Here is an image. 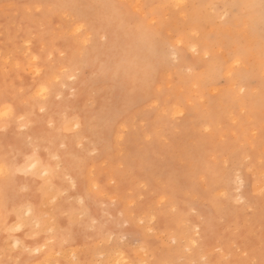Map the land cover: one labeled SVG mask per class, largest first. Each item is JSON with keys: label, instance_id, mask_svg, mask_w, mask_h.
Here are the masks:
<instances>
[{"label": "snow or ice", "instance_id": "obj_1", "mask_svg": "<svg viewBox=\"0 0 264 264\" xmlns=\"http://www.w3.org/2000/svg\"><path fill=\"white\" fill-rule=\"evenodd\" d=\"M162 8L168 9V14L158 20ZM19 9L24 10L30 22L28 37L18 33L15 38L17 44L20 39H26L25 46L16 49L17 53L24 52L25 60L21 62L15 54L7 56L4 60L5 84L9 79L8 65L13 60H16L17 71L22 67L33 68L36 78L27 92L22 88L16 92L13 84L11 89L6 87L0 97V133L7 137L14 127L19 128L11 151L6 149L0 156V215L3 216L0 227L12 241L7 245L6 240L7 246L0 249V264H264V0H232L224 4H189L186 0H173L163 5L86 4L70 0L57 4L4 5L6 14L17 10L19 16ZM206 9L211 11L205 12ZM173 21H176L175 27ZM188 22L193 26L185 27ZM208 27L213 31L203 39L210 44L202 47L198 43L202 39L201 29ZM55 33H63L62 40L56 39L50 44ZM8 35L11 37V28ZM37 41L44 44L39 52L34 47ZM11 43L9 41L6 46L10 47ZM64 45L67 47L60 51L61 59L57 62L55 50ZM49 48L53 51L49 52ZM187 52L195 57L202 54L204 60L213 62L211 67L218 66L221 73L227 68L228 79L235 81L229 93L234 105L228 126L230 134L222 135V143L214 147L200 146L198 135L189 136L196 142V147L186 145L179 153L178 165L189 182L154 173L150 179L140 177L143 181L140 187L146 191L155 189L152 198L161 197L160 208L165 206L170 190L177 187L189 194L194 193L197 198L204 195L222 217L221 223L229 216L233 205L244 206L249 227H254L255 217L259 216L258 249L255 246L241 247L239 241L234 240L229 248L222 246L211 254H204L201 228L197 227L194 235L184 232L177 236L173 233L170 241L162 242L161 251L166 253L162 255L152 249L151 246L160 241L151 238L155 235L153 227L145 228L143 218L139 220V230L120 236L119 245L113 247L116 233L127 232L132 227L131 221L124 218V211L120 212L119 218L107 211L103 217L94 216L88 206L95 194H103L106 198L109 190L101 188L104 177L97 178L94 168L90 173L87 171L88 160L80 158L75 148L70 150L69 138L75 145L81 135L90 133L115 151L123 149L132 131L119 112L109 111V126L103 131L95 118H89V109L95 110L99 106L98 96L103 91H121L126 102L147 115L164 109L154 125H147L143 131L135 129L144 147H156V140H160L161 148L156 153L159 158L175 146L178 138L169 135V126L177 117L182 120L191 112L185 103L186 98L189 103L196 98L192 106L198 112L211 115L216 111L218 94L209 90L224 85L226 81L217 78L215 72L201 73L204 65L191 61ZM45 56L51 62L50 67L43 62ZM257 62L262 81L259 116L249 107L244 86L245 77L251 76ZM181 65L187 67V76ZM165 71L169 73L166 88L161 79V73ZM81 80L85 82L87 93L84 107L73 110L75 114L71 122H68L66 112L63 122L57 121L53 114L44 126L43 116L62 108L67 93L61 89H67L72 82L75 93V83ZM98 88L102 90L98 92ZM177 88L180 90L178 95L175 94ZM165 94L169 98L162 101L161 96ZM18 102H22L23 107ZM37 104L41 117H37L34 111L20 114L28 105ZM68 104L71 106V101ZM140 118L138 115L137 119ZM37 120L41 121L40 131L33 135ZM86 127L88 132L84 131ZM76 147L83 148L84 145L81 143ZM95 147L99 148V144ZM42 148L48 153L46 163L41 159ZM70 151L74 159L80 160L79 181L62 170L64 154ZM96 154L94 152L93 156ZM38 167L43 168L39 175ZM61 178L62 182L57 183ZM111 182L116 183L115 175ZM254 184L259 185V191L253 190ZM81 186L87 189V198L79 191ZM78 194L80 198L77 200ZM25 200L29 208L27 215L35 213L37 216L35 228H47L46 232L33 234L35 247L17 235L27 231L21 217L14 211L17 203L22 204ZM128 211L134 219V203L128 206ZM179 211V206L173 204L171 212L176 214ZM14 214L17 222L13 225L11 217ZM201 219L206 218L201 216ZM180 223L186 225L189 221L181 217ZM240 233L241 228L237 225L234 235ZM81 235L91 237L83 248L79 246ZM41 240L43 244H40ZM92 241L100 243L93 244ZM125 244L130 246L128 250L123 247ZM105 248L108 250H102ZM68 249H71L70 259H59ZM197 249L201 251L200 258H191ZM112 255L118 259L113 261Z\"/></svg>", "mask_w": 264, "mask_h": 264}, {"label": "rangeland", "instance_id": "obj_2", "mask_svg": "<svg viewBox=\"0 0 264 264\" xmlns=\"http://www.w3.org/2000/svg\"><path fill=\"white\" fill-rule=\"evenodd\" d=\"M79 1H80V3H86V4L87 3H96V1H97V2H108V3L113 2V3H121V4L149 3V4L163 5V4L171 3L173 0H138L139 2H136L135 0H109V1L108 0H90V1L89 0H78V2ZM140 1H141V3H140ZM159 1H160V3H159ZM66 2H70V0H0V97H2L5 88L7 87V88L11 89L13 84H15V86H16V89H15L16 92H19L21 88L24 89L25 92H27V90L32 86V84L34 83V80L36 78V72L33 68L22 67L21 70L17 71V69L15 68L16 60H13L8 65L7 75L9 77V79L7 81V85L5 84L6 73H5V68H4V60L7 58V56L15 54L18 56V58L21 62H24V60H25L24 52L17 53L16 49L18 46H21V47L25 46L26 39H20L18 44H17L15 42V38H16L18 33L22 37H28V33H29L28 29H29V23L30 22L25 17L23 9L18 10L20 12L19 16L16 15L17 10H13L11 13L6 14L4 11V5L5 4L27 5V4H39V3L57 4V3H66ZM186 2L190 3V4H198V3H200V4H204V3L205 4H209V3L210 4H224V3H230V2H232V0H186ZM201 2H203V3H201ZM219 2H221V3H219ZM207 10L208 9H206L204 11L205 12L211 11L210 9L208 11ZM159 11L161 13V17H157L158 20L161 19L163 16H167V14H168V9L162 8ZM35 23L38 24L39 22L37 21ZM181 23H184V22L181 21ZM173 26L174 27L176 26V21H173ZM192 26L193 25L191 24V22H188L185 25V27H192ZM9 28H11V37H9V35H8V29ZM211 29H212L211 27H208L206 29H201L202 39L200 41H202V43L200 41H198V43H200L201 46L202 45L204 46L205 44H210L208 41L204 40L203 37L206 36L205 34L212 32L213 29L212 30ZM203 32L205 34H203ZM62 37H63V33H55L54 36L49 40V43L53 44L54 40H56V39L62 40ZM9 41H12L10 47L6 46ZM34 47H35V51L39 52L44 47V44L42 41H37V43ZM66 47H67V45H64L62 48L55 50L57 62L61 59L60 51L66 49ZM24 51L26 52V51H28V49L25 47ZM51 51H53V48H49V52H51ZM33 54H35V52ZM187 55H188L189 59L191 61H193L195 64L204 65V67H202L200 69L201 73L216 72L217 74L216 73L215 74H216L217 78L225 79L226 83L224 85H220L217 88H213V90L212 89L209 90L213 94H218L217 95L218 99L216 101L217 104H215L216 111L211 115L207 114L206 112H204V113L197 112V110H195V108L192 106V104L195 103L196 98L193 97L192 103H189L187 98H186L185 103H188V107L191 109L190 114L186 115L184 117V119H182V120L179 117H177L176 119H178V120L173 122L169 126V129L170 128L171 129L168 130L169 135L172 133L171 136L178 137L179 140L178 139H177L178 141L176 140L175 146L172 147L173 149L171 148V150L165 151L164 157L159 158V157H157L156 153H157V149L161 148L160 140L159 139L156 140V143H157L156 147H144L142 142H141V138L137 136L135 129L139 128L141 131H143L147 125H154L156 120L159 119L160 116L162 115L164 109H161L159 112H157L155 114L147 115V114H144L142 109L135 108L132 103L130 104L128 102H124L125 99L121 98V97H123V94L121 91H119V90L103 91V94L98 96L99 106L97 108H95V110H92L91 108L89 109V111L91 112V116H92V117L90 116L89 118H95L99 124V127H101L100 128L101 131H103L104 129H106L109 126V121H108V114L109 113L108 112L109 111L119 112V114L121 116H123L124 119L127 121L129 129L132 131H131V134L127 137L126 141L124 142L123 149H117L115 151H112L109 148V146L106 145V143L99 141L98 138H94L90 133L88 135H83V137H85L86 139L82 138V140L84 139L83 140L84 144L86 145V147H88V148L85 147L86 150H84L85 148L81 150V149H79V147H76L75 145H79L77 140L75 141V145H74L72 139L69 138L68 144H69L70 150L72 148H75V151L79 154L80 158L88 160L87 171L90 173L92 171V169L94 168L97 178H100L102 176L104 177V179L101 182V188L102 189L106 188L109 190L106 198L104 197L103 194H95L94 198L89 201L88 206L90 207V210L94 216L99 215L100 217H103L104 213L107 211L110 215H115L116 217L119 218L120 212L124 211V213H125L124 218L131 221L132 227L127 232L118 231L116 233V240L113 242V247H116L119 245L120 236L130 235L132 231L139 230L140 229L139 220L141 218H143L145 220V228H147L148 226L153 227L155 235H153L151 238L153 240L160 241L158 243H154L151 246L152 249L154 251L160 252L162 255L166 254L165 252L161 251L162 247H163V244H162L163 241H170V238L172 237L173 233H175L177 236H180L184 232H189V233L194 235L195 229L197 228L196 226H199L201 228L200 239L202 242V248H203L204 254H211V253L215 252L216 248H219L222 246L224 248H229V247H231L234 240L239 241V246H241V247L255 246L258 249V246H259L258 242H260V240H258V239H260V223H259V218H258L259 216L257 215L258 217H255L254 227H252V228L249 227L247 224V220H246L247 217L245 215L244 206L237 207V206L233 205L232 211L230 212L229 216L227 218H223L224 222L221 223L222 217L216 213V209L211 205L210 201L204 195H201L200 197L197 198L194 193L189 194L187 191H181L177 187V189L174 188V190H171L172 192L171 191L169 192L168 200L165 202V206L163 208H160L159 204H160L161 197L157 196L154 199L152 198L153 197V191H155V189H150V190L146 191L145 189L140 187L141 183H143V181L140 179V177H144L145 179H150L154 173H162V174H167V175L169 174L172 176L175 175V176H177L178 180L183 181V182H189L185 179L186 177L184 178L183 173L180 171V169L178 167V165L180 163L179 156H178L179 153L185 149L186 145H188V146L196 145V142L190 140L189 136L191 134H196V135H198V137H200L199 141L202 138H205V140H208V141L201 140L199 143H202V146L209 145V146L214 147L215 144L222 143V140H221L222 134L223 135L224 134H230L228 126L231 123L230 117H231V113H232L234 105L232 102V97L228 93H230V91L234 87L235 81L228 79V76H227L228 69L227 68L224 69L223 73L218 71L219 70L218 66L216 67L218 69L212 68L211 64H213V62L205 61L202 54L199 57H195V56H193V54L191 52H187ZM43 62L47 63L49 65V67L51 66V62L48 61L47 56L44 57ZM181 67L184 70L185 76H187V67L185 65H181ZM258 68H259V65L257 62V66L255 69L256 71H254L250 77H245V80L250 79L253 82L248 83L246 80V83L244 85L246 88L245 94L247 95V96L245 95V97H246L245 99L248 101L250 108H251V105L252 106L256 105L255 108L253 107V108H251V110H253L254 112H257L256 113L257 116H259V113H260V108H261L260 102L262 99V97L260 96L261 95L260 93L262 91V86H261L262 81H259L261 79V75H260V70ZM173 72H175V70H173ZM218 73H220V74H218ZM257 74H258V76H257ZM89 75H91V73H89ZM168 76H169V73L167 71L161 73V79L163 81H165V88L167 87L166 82H167ZM80 82H77L75 95H73V92L71 89V83L72 82H69L70 86L67 89H61V92L66 91V93H67V96L65 98V101L63 102L62 108L59 111L54 110L52 112V114H51V112H49L48 115L43 116L42 120H43V124H45L44 126L47 125L48 121L51 119L53 114H55V118L57 121L63 122L66 112H68V122H71L73 119V116L75 114L73 110L75 108H81L82 109L84 107L82 105H84L86 103L87 93L85 92V82L83 80H81ZM254 89L256 90L257 94L259 93L258 95L256 94ZM101 90L102 89H100V88L97 89L98 92H100ZM179 91H180L179 88H177L175 94L178 95ZM34 92H35V90L33 91L32 94H34ZM57 95H59V93H57ZM258 96H259V98H258ZM227 97H229L230 99ZM168 98H169L168 94L161 96L162 101H167ZM25 99H27V97H25ZM52 99H53V102H55V96ZM68 101H71V106H69ZM137 102H139V97L137 98ZM226 102H227V104H226ZM254 102H256V104ZM57 103H59V102H57ZM18 104L20 107H23L22 102H18ZM124 104L126 107L124 106ZM257 104L259 105V107ZM65 105H66V107H65ZM102 106H104V107H102ZM105 107H106V109H105ZM144 107L146 108L147 106L145 105ZM220 107H221V109H220ZM38 109H40L39 104L28 105L24 111L20 112V114L23 115V114L31 113L34 111L37 117H41L40 115H42V114L40 113V111ZM217 109H218V111H217ZM100 110H101V112H100ZM224 110H226V111H224ZM197 113H199V114H197ZM205 114L207 115V117H205L206 116ZM138 115L141 117L140 119H137ZM203 115H205V116H203ZM198 116H200L199 119H198ZM201 117H203V118H201ZM188 118H191V120ZM194 118L195 119L197 118V120H195ZM212 118L214 120H211ZM17 119H18V117H17ZM207 119H208V121H207ZM198 121L200 122V124L197 123ZM203 121H205L206 123L208 122V123L206 124ZM40 123H41L40 120L35 121V124L37 125V126H35V134L40 131V127H39ZM101 123H103V124H101ZM196 123H197V125H196ZM218 125H220V126H218ZM86 128L84 129V131L88 132V130H86ZM183 128L187 129V130H184L186 132L182 131ZM205 128H209L210 131L205 132L204 131ZM177 129H179L180 131L178 132ZM18 131H19V128H18V126H16L8 133L7 137H5L3 133H0V156L3 155V153L6 149L8 151L9 150L11 151V145L13 143H15V134L18 133ZM190 132H192V133H190ZM211 136H213V137L211 138ZM185 137H186V139H185ZM217 139H219V140H217ZM25 140H27L26 136H25ZM186 140H188V141L185 142ZM212 140H215V141H212ZM61 142H63V141H61ZM95 142H96V144L99 143V148H97V151L95 150L96 152L94 150H92L93 148H96ZM190 143H191V145H189ZM88 144H90V145H88ZM106 147H107V149H106ZM192 147H196V146H192ZM139 149H141V150H139ZM176 150H177V152H176ZM40 151L42 153L41 159L46 163L48 161V158H49L48 153L43 148ZM91 151H94L97 154L95 156H93L94 152H91ZM171 151L173 153H171ZM121 152L123 153V155H121ZM145 152H147V153H145ZM143 153H145V154H143ZM165 153H167V154H165ZM168 154H170V155L168 156ZM96 156H99V157H96ZM138 156L142 157L143 159L138 157ZM176 157H178V158L175 159ZM158 158H159V160H158ZM113 160H115V164H113ZM75 161L77 162L78 160L77 159L74 160L73 156H71V151L69 153L64 154V168H65L66 172L69 169L72 172V174L74 175V177L76 178V180L79 181L81 178L80 177L81 176L80 160L78 161L79 163L78 162L75 163ZM21 163H23V157H21ZM121 164H123V167H121ZM157 164H159V165H157ZM74 167H76L77 169ZM172 169H173V171L175 170L174 173H173V171H171ZM62 170H64V169H62ZM124 171H127V172H124ZM42 172H43V168L38 167L37 174L39 175ZM120 173H122V174H120ZM76 174H77V176H76ZM114 175H115V179H116L115 184H113L111 182L112 177ZM61 182H62V178L58 179L57 183H61ZM255 186H256V188H255ZM257 186H258L257 184L256 185L254 184V186H253L255 188V189H253L254 191H259V188H257ZM38 188H39V186H37V188H36L37 191H38ZM84 189L85 188L83 186H81L79 191L80 192L83 191L82 193H84L85 198H87V189H85V190ZM161 191H163L162 188H161ZM142 196L144 197L143 200L141 199ZM78 198H79V194L77 195L76 199L78 200ZM33 199H35L34 196H33ZM186 200H188L189 202L186 203ZM25 201H24L25 203L23 202L22 204L18 202L14 211L16 213H18L19 216L21 217L25 227L27 228V231L22 232V233L17 234V235L19 236V238L21 240H26L29 245H31L32 247H35L37 245L32 239L33 233L37 232V231H39L41 233L46 232L47 228L45 227V228H41L39 230H37L35 228L34 221L36 220L37 216L35 213L30 215V216L27 215L28 201L27 200H25ZM113 201L116 202L115 205H113ZM133 203L135 204V218L134 219L132 218L133 214L128 211V206L133 204ZM26 204H27V207H26ZM105 204L107 205V207L104 206ZM173 204L178 205L179 209H180V211L176 214H173L171 212V207ZM193 207H195L196 212H197V214H195V215H193ZM234 211L236 213L235 215L233 213ZM201 216L205 217L206 219L202 220ZM181 217H183L185 220L189 221V223H187L186 225L181 224L180 223ZM243 217H244V219H241ZM236 218L239 220H237ZM148 219H149V221H148ZM11 222L13 225L15 224V222H17V217L15 214L11 217ZM2 223H3V216L0 215V225H2ZM65 223L67 224L68 221L65 220ZM255 224H256V226H255ZM237 225L241 226V233L239 236L234 235L235 229H236L235 226H237ZM48 226L50 227L51 224H49ZM251 229H252V231H251ZM79 231L83 232V229H79ZM245 233H247V234H245ZM105 239H106V237H105ZM6 240H7V245H10L12 241L10 239H8V237L3 232L2 227H0V249L7 246L5 243ZM87 241H91V237L81 235L79 246L80 247L82 246L81 248L85 247V244ZM95 242L100 243V241H92L93 244H96ZM40 244H43V240L40 241ZM123 247L126 250H128L130 246L125 244V245H123ZM102 250H108V249L105 248ZM200 254H201L200 249H197L196 252L194 253L193 257H191V258L199 259ZM53 255L54 254H52V258L56 259V257ZM70 255H71V249L65 250L63 255L61 257H59V259L68 261L70 259ZM45 258H47V257H43L41 259H45ZM110 258L113 261L118 259V257H116L115 255H112Z\"/></svg>", "mask_w": 264, "mask_h": 264}, {"label": "bare ground", "instance_id": "obj_3", "mask_svg": "<svg viewBox=\"0 0 264 264\" xmlns=\"http://www.w3.org/2000/svg\"><path fill=\"white\" fill-rule=\"evenodd\" d=\"M89 1H90V0H89ZM108 1H109V0H108ZM135 1H136V2H139L138 0H135ZM79 2H80V1H79ZM128 2H129V1H128ZM128 2H127V3H128ZM172 2H173V1H172ZM216 2H217V1H216ZM96 3H97V1H96ZM111 3H113V2H111ZM140 3H141V1H140ZM159 3H160V1H159ZM197 3H198V2H197ZM201 3H203V2H201ZM213 3H214V2H213ZM219 3H221V2H219ZM134 4H135V3H134ZM189 4H190V3H189ZM198 4H200V3H198ZM204 4H205V3H204ZM209 4H210V3H209ZM208 10H209V9H208ZM208 10H207V11H208ZM189 24H190V23H189ZM28 30H29V29H28ZM211 30H212V29H211ZM203 34H205V33L203 32ZM207 34H208V33H207ZM207 34H205V35H207ZM25 42H26V41H25ZM200 42L202 43V41H200ZM209 43H210V42H209ZM22 44H23V43H22ZM24 44H25V43H24ZM199 44H200V43H199ZM39 46H40V45H39ZM202 47H203V45H202ZM211 65H212V64H211ZM216 69H218V68H216ZM258 69H259V68H258ZM30 71H31V70H30ZM214 71H215V70H214ZM216 71H217V70H216ZM218 71H220V70H218ZM255 71H256V70H255ZM215 73H216V72H215ZM216 74H217V73H216ZM218 74H220V73H218ZM257 76H258V74H257ZM259 78H260V77H259ZM253 79H254V78H253ZM246 80H247V79H246ZM259 81H261V79H260ZM252 82H253V81H252ZM80 83H81V82H80ZM228 83H229V82H228ZM83 84H84V83H83ZM231 84H232V83H231ZM234 84H235V83H234ZM76 86H77V83H75V86H74V87H75V92H76ZM232 86H233V85H232ZM261 86H262V84H261ZM257 88H258V87H257ZM71 89H72V92H73L72 83H71ZM212 90H213V89H212ZM254 90H255V89H254ZM2 91H3V90H2ZM227 91H228V90H227ZM255 92H256V90H255ZM120 93H121V92H120ZM228 94H229V93H228ZM256 94H257V92H256ZM258 94H259V93H258ZM258 94H257V95H258ZM260 94H261V93H260ZM70 95H71V94H70ZM73 95H75L74 92H73ZM84 95H85V94H84ZM245 95H246V94H245ZM249 95H250V94H249ZM166 96H167V95H166ZM227 96H228V95H227ZM246 96H247V95H246ZM260 96H261V95H260ZM224 97H225V96H224ZM224 97H223V98H224ZM255 97H256V96H255ZM121 98H123V97H121ZM225 98H226V97H225ZM227 98H229V97H227ZM245 98H246V97H245ZM247 98H248V97H247ZM251 98H252V97H251ZM258 98H259V96H258ZM217 99H218V98H217ZM221 99H222V98H221ZM229 99H230V98H229ZM249 99H250V98H249ZM121 102H122V101H121ZM124 102H126V101H124ZM220 102H221V101H220ZM230 102H231V101H230ZM256 102H257V101H256ZM256 102H254V103L256 104ZM258 102H259V101H258ZM260 103H261V102H260ZM110 104H111V103H110ZM130 104H131V103H130ZM216 104H217V103H216ZM222 104H223V103H222ZM222 104H221V105H222ZM226 104H227V102H226ZM115 105H116V104H115ZM257 105H258V104H257ZM82 106H84V105H82ZM121 106H122V105H121ZM124 106H125V104H124ZM124 106H123V107H124ZM218 106H219V105H218ZM226 106H227V105H226ZM255 106H256V105H255ZM255 106H252V105H251V108H253V107L255 108ZM65 107H66V105H65ZM102 107H104V106H102ZM102 107H101V108H102ZM109 107H110V106H109ZM125 107H126V106H125ZM216 107H217V106H216ZM258 107H259V105H258ZM111 108H112V107H111ZM135 108H136V107H135ZM135 108H134V109H135ZM226 108H227V107H226ZM32 109H33V108H32ZM105 109H106V107H105ZM113 109H114V108H113ZM162 109H163V108H162ZM220 109H221V107H220ZM222 109H223V108H222ZM231 109H232V108H231ZM33 110H34V109H33ZM38 110H39V109H38ZM101 110H102V109H101ZM101 110H100V112H101ZM192 110H193V109H192ZM195 110H196V109H195ZM217 111H218V109H217ZM222 111H223V110H222ZM224 111H226V110H224ZM113 112H114V111H113ZM197 112H198V111H197ZM108 113H109V112H108ZM108 113H107V114H108ZM255 113H257V112H255ZM51 114H52V112H51ZM197 114H199V113H197ZM47 115H48V114H47ZM201 115H202V114H201ZM205 115H206V114H205ZM205 115H203V116H205ZM228 115H229V114H228ZM40 116H41V115H40ZM104 116H105V115H104ZM194 116H195V115H194ZM214 116H215V115H214ZM214 116H213V117H214ZM48 117H49V116H48ZM91 117H92V116H91ZM105 117H106V116H105ZM205 117H207V115H206ZM210 117H211V116H210ZM220 117H221V116H220ZM225 117H226V116H225ZM199 118H200V116H198V119H199ZM201 118H203V117H201ZM90 119H92V118H90ZM188 119L191 120V118H188ZM192 119H193V118H192ZM194 119H195V118H194ZM215 119H216V118H215ZM217 119H218V118H217ZM224 119H225V118H224ZM176 120H178V119H176ZM195 120H197V118H196ZM201 120H202V119H201ZM211 120H214V119L212 118ZM106 121H107V120H106ZM106 121H105V122H106ZM187 121H188V120H187ZM207 121H208V119H207ZM42 122H43V120H42ZM102 122H103V121H102ZM203 122L206 123L205 121H203ZM34 123H35V122H34ZM197 123L200 124L199 121H198ZM197 123H196V125H197ZM207 123H208V122H207ZM207 123H206V124H207ZM219 123H220V122H219ZM101 124H103V123H101ZM206 124H205V125H206ZM44 125H45V124H44ZM205 125H204V126H205ZM102 126H103V125H102ZM189 126H190V125H189ZM204 126H203V127H204ZM218 126H220V125H218ZM174 127H175V126H174ZM185 127H186V126H185ZM206 127H207V126H206ZM223 127H224V126H223ZM100 128H101V127H100ZM105 128H106V127H105ZM180 128H181V127H180ZM194 128H195V127H194ZM224 128H225V127H224ZM226 128H227V127H226ZM170 129H171V128H170ZM170 129H169V130H170ZM188 129H189V128H188ZM86 130H88V129L86 128ZM184 130H187V129L183 128L182 131H184ZM192 130H193V129H192ZM179 131H180V130H179ZM212 131H213V130H212ZM184 132H186V131H184ZM192 132H193V131H192ZM192 132H190V133H192ZM219 132H220V131H219ZM212 133H213V132H212ZM32 134L35 135V127H33V129H32ZM208 134H209V133H208ZM214 134H215V133H214ZM217 134H218V133H217ZM15 135H16V134H15ZM170 135H172V133H171ZM222 135H223V134H222ZM222 135H221V136H222ZM25 136L27 137V134H26ZM181 136H182V135H181ZM181 136H180V137H181ZM201 136H202V135H201ZM207 136H208V135H207ZM209 136H210V135H209ZM187 137H188V136H187ZM212 137H213V136H211V138H212ZM215 137H216V136H215ZM82 138H85V137H83V135H81V136L77 139V142H78L79 144L82 143V144L84 145L83 148H79V149H81V150L84 149V148L86 147V145H85L84 142H83L84 139L82 140ZM199 138H200V137H199ZM211 138H210V139H211ZM217 138H218V137H217ZM85 139H86V138H85ZM98 139H99V138H98ZM177 139H178V138H177ZM177 139H176V140H177ZM185 139H186V137H185ZM178 140H179V139H178ZM178 140H177V141H178ZM190 140H191V139H190ZM201 140L208 141V140H205V138H202ZM201 140H200V141H201ZM217 140H219V139H217ZM96 141H97V140H96ZM99 141H100V140H99ZM125 141H126V140H125ZM187 141H188V140H186L185 142H187ZM192 141H193V140H192ZM200 141H199V142H200ZM204 141H203V142H204ZM212 141H215V140H212ZM183 142H184V141H183ZM218 142H219V141H218ZM220 142H221V141H220ZM132 143H133V142H132ZM191 143H192V142H191ZM191 143H190L189 145H191ZM194 143H195V142H194ZM215 143H216V142H215ZM215 143H214V144H215ZM95 144H96V142H95ZM97 144H99V143H97ZM156 144H157V143H156ZM158 144H159V143H158ZM177 144H178V143H177ZM199 144H201L200 146H202V143H199ZM203 144H204V143H203ZM88 145H90V144H88ZM106 145H107V144H106ZM159 145H160V144H159ZM179 145H180V144H179ZM75 146H76V145H75ZM103 146H104V145H103ZM184 146H185V145H184ZM192 146H196V145H192ZM89 147H90V146H89ZM104 147H105V146H104ZM142 147H143V146H142ZM177 147H178V146H177ZM86 148H88V147H86ZM86 148H85L84 150H86ZM178 148H179V147H178ZM106 149H107V147H106ZM172 149H173V148H172ZM92 150H94V151L96 150V151H97V148H93ZM139 150H141V149H139ZM9 151H10V150H9ZM94 151H91V152H94ZM96 151H95V152H96ZM103 151H104V150H103ZM105 151H106V150H105ZM143 151H144V150H143ZM91 152H90V153H91ZM155 152H156V151H155ZM176 152H177V150H176ZM135 153H136V152H135ZM145 153H147V152H145ZM145 153H143V154H145ZM167 153H168V152H167ZM167 153H165V154H167ZM171 153H173V152L171 151ZM136 154H137V153H136ZM46 155H47V154H46ZM134 155H135V154H134ZM169 155H170V154H168V156H169ZM71 156H72V155H71ZM140 156H141V155H140ZM140 156H138V157H140ZM155 156H156V155H155ZM155 156H154V157H155ZM175 156H176V155H175ZM178 156H179V155H178ZM84 157H85V156H84ZM96 157H99V156H96ZM148 157H149V156H148ZM163 157H164V156H163ZM89 158H90V157H89ZM140 158H142V157H140ZM172 158H173V157H172ZM177 158H178V157H176L175 159H177ZM142 159H143V158H142ZM175 159H174V160H175ZM74 160H75V159H74ZM77 160L79 161V159H77ZM90 160H91V159H90ZM100 160H101V159H100ZM154 160H155V159H154ZM158 160H159V158H158ZM158 160H157V161H158ZM170 160H171V159H170ZM78 161H77V162H78ZM141 161H142V160H141ZM166 161H167V160H166ZM77 162L75 161V163H77ZM151 162H152V161H151ZM167 162H168V161H167ZM78 163H79V162H78ZM178 163H179V162H178ZM161 164H162V163H161ZM67 165H68V164H67ZM77 165H78V164H77ZM151 165H152V164H151ZM157 165H159V164H157ZM152 166H153V165H152ZM74 168H76V167H74ZM78 168H79V167H78ZM170 168H171V167H170ZM63 169L65 170V168H63ZM76 169H77V168H76ZM79 169H80V168H79ZM128 169H129V168H128ZM64 170H63V171H64ZM80 170H81V169H80ZM65 171H66V170H65ZM78 171H79V170H78ZM129 171H130V170H129ZM129 171H128V172H129ZM171 171H173V169H172ZM174 171H175V170H174ZM174 171H173V173H174ZM80 172H81V171H80ZM80 172H79V173H80ZM124 172H127V171H124ZM124 172H123V173H124ZM67 173H70V174L74 177V175L72 174V172H71L69 169L67 170ZM117 174H118V173H117ZM120 174H122V173H120ZM168 175H169V174H168ZM183 175H184V174H183ZM76 176H77V174H76ZM79 176H80V175H79ZM174 176H175V175H174ZM80 177H81V176H80ZM175 177H177V176H175ZM74 178H75V177H74ZM184 178H185V176H184ZM75 179H76V178H75ZM185 179H186V178H185ZM186 180H187V179H186ZM255 185H256V184H255ZM257 185H258V184H257ZM255 188H256V186H255ZM255 188L253 187V189H255ZM257 188H259V185L257 186ZM176 189H177V188H176ZM84 190H85V189H84ZM172 190H174V189H172ZM170 191H171V190H170ZM82 192H83V191H82ZM171 192H172V191H171ZM112 193H113V192H112ZM79 198H80V197H79ZM79 198H78V199H79ZM122 198H123V197H122ZM25 202H26V201H25ZM25 202H24V203H25ZM26 203H27V202H26ZM23 205H24V204H23ZM23 205H22V206H23ZM98 205H99V204H98ZM18 206H19V205H18ZM18 206H17V207H18ZM19 207H20V206H19ZM26 207H27V204H26ZM242 208H243V207H242ZM235 209H236V208H235ZM22 210H23V209H22ZM101 210H102V209H101ZM233 210H234V209H233ZM240 210H241V209H240ZM240 210H239V211H240ZM244 210H245V209H244ZM244 210H243V211H244ZM28 212H29V208H27V213H28ZM241 212H242V211H241ZM241 212H240V213H241ZM24 213H25V212H24ZM155 213H156V212H155ZM233 213H234V215L236 214L235 211H234ZM33 214H34V213H33ZM162 214H163V213H162ZM24 215H25V214H24ZM153 215H154V214H153ZM155 215H156V214H155ZM29 216H30V215H29ZM34 216H35V215H34ZM243 216H244V215H243ZM152 217H153V216H152ZM256 217H258V216H256ZM258 218H259V217H258ZM32 219H33V218H32ZM155 219H156V218H155ZM236 219H237V218H236ZM241 219H244V217L241 218ZM256 219H257V218H256ZM237 220H239V219H237ZM237 220H236V221H237ZM246 220H247V219H246ZM148 221H149V219H148ZM207 221H208V220H207ZM243 221H244V220H243ZM13 223H14V222H13ZM15 223H16V222H15ZM201 223H202V222H201ZM235 223H236V222H235ZM256 224H257V223H256ZM256 224H255V226H256ZM200 225H201V224H200ZM205 225H206V224H205ZM242 225H243V224H242ZM244 226H245V225H244ZM169 227H170V226H169ZM196 227H199V226H196ZM205 227H206V226H205ZM235 227H237V226H235ZM247 227H248V226H247ZM257 227H258V226H257ZM165 228H166V227H165ZM179 228H180V227H179ZM240 228H241V226H240ZM251 228H252V227H251ZM206 229H207V228H206ZM206 229H205V230H206ZM249 229H250V228H249ZM35 230H36V229H35ZM256 230H257V229H256ZM256 230H255V231H256ZM258 230H259V229H258ZM251 231H252V229H251ZM251 231H250V232H251ZM248 232H249V231H248ZM34 233H35V232H34ZM34 233H33V234H34ZM212 233H213V232H212ZM245 234H247V233H245ZM249 234H250V233H249ZM24 235H25V234H24ZM31 235H32V234H31ZM243 239H244V238H243ZM257 239H258V238H257ZM258 240H260V239H258ZM249 242H250V241H249ZM95 243H96V242H95ZM258 243H259V242H258ZM227 244H228V243H227ZM257 246H258V245H257ZM81 247H82V246H81ZM227 247H228V246H227ZM258 247H259V246H258ZM53 256H54V255H53ZM70 256H71V255H70ZM42 258H43V257H42Z\"/></svg>", "mask_w": 264, "mask_h": 264}]
</instances>
